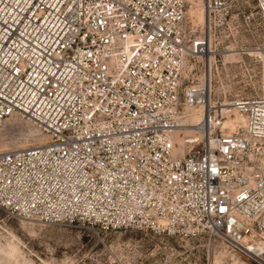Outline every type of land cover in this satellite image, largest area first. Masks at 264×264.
<instances>
[{
	"label": "built area",
	"instance_id": "built-area-1",
	"mask_svg": "<svg viewBox=\"0 0 264 264\" xmlns=\"http://www.w3.org/2000/svg\"><path fill=\"white\" fill-rule=\"evenodd\" d=\"M253 1L255 13L203 0L198 23L190 0H0V128L18 117L42 138L0 152V209L102 235L221 240L264 264Z\"/></svg>",
	"mask_w": 264,
	"mask_h": 264
},
{
	"label": "rangeland",
	"instance_id": "rangeland-1",
	"mask_svg": "<svg viewBox=\"0 0 264 264\" xmlns=\"http://www.w3.org/2000/svg\"><path fill=\"white\" fill-rule=\"evenodd\" d=\"M241 4L255 13L253 0H242ZM245 45L246 36L240 34L232 48L239 50ZM30 129L33 127L21 120H7L0 128V152L39 143L41 140L34 137L38 134L29 133ZM0 264L254 263L221 240L181 241L135 230L102 235L85 226L35 225L14 219L0 209Z\"/></svg>",
	"mask_w": 264,
	"mask_h": 264
},
{
	"label": "bare ground",
	"instance_id": "bare-ground-1",
	"mask_svg": "<svg viewBox=\"0 0 264 264\" xmlns=\"http://www.w3.org/2000/svg\"><path fill=\"white\" fill-rule=\"evenodd\" d=\"M190 1L192 3V7L188 11L189 15L191 16L192 19L196 20L198 23H203L204 20H205V13H204V8H203V0H190ZM231 55H235V54L232 53ZM231 55H229V56H231ZM10 119H14V120H17V121L21 120L18 117H12V118H9L8 120H10ZM26 124H28V123H26ZM33 129H30L29 133H31V134L36 133L37 134L36 130L35 129L33 130ZM36 136L37 135H35L34 137H36ZM38 139L42 141V138H38ZM13 250H14V248H13Z\"/></svg>",
	"mask_w": 264,
	"mask_h": 264
}]
</instances>
